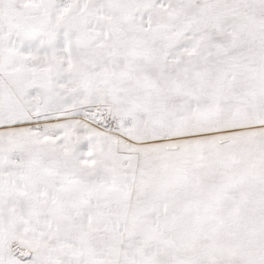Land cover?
Here are the masks:
<instances>
[{
  "label": "snow or ice",
  "instance_id": "obj_1",
  "mask_svg": "<svg viewBox=\"0 0 264 264\" xmlns=\"http://www.w3.org/2000/svg\"><path fill=\"white\" fill-rule=\"evenodd\" d=\"M0 264H264V0H0Z\"/></svg>",
  "mask_w": 264,
  "mask_h": 264
}]
</instances>
